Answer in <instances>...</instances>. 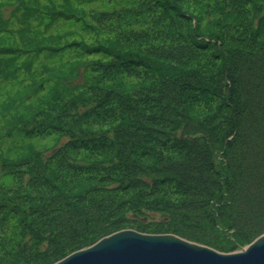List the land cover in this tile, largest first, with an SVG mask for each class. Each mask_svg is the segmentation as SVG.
I'll use <instances>...</instances> for the list:
<instances>
[{
  "label": "trees",
  "instance_id": "1",
  "mask_svg": "<svg viewBox=\"0 0 264 264\" xmlns=\"http://www.w3.org/2000/svg\"><path fill=\"white\" fill-rule=\"evenodd\" d=\"M125 229L264 234V0H0V264Z\"/></svg>",
  "mask_w": 264,
  "mask_h": 264
},
{
  "label": "water",
  "instance_id": "2",
  "mask_svg": "<svg viewBox=\"0 0 264 264\" xmlns=\"http://www.w3.org/2000/svg\"><path fill=\"white\" fill-rule=\"evenodd\" d=\"M54 264H264V234L240 251L224 253L174 234L126 229Z\"/></svg>",
  "mask_w": 264,
  "mask_h": 264
},
{
  "label": "rangeland",
  "instance_id": "3",
  "mask_svg": "<svg viewBox=\"0 0 264 264\" xmlns=\"http://www.w3.org/2000/svg\"><path fill=\"white\" fill-rule=\"evenodd\" d=\"M238 250H239V249L235 250V252L238 251Z\"/></svg>",
  "mask_w": 264,
  "mask_h": 264
}]
</instances>
